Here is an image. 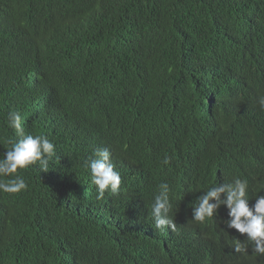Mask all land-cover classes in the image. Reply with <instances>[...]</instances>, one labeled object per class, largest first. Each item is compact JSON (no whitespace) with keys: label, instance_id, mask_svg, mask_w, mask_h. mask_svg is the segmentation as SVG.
I'll list each match as a JSON object with an SVG mask.
<instances>
[{"label":"trees","instance_id":"obj_1","mask_svg":"<svg viewBox=\"0 0 264 264\" xmlns=\"http://www.w3.org/2000/svg\"><path fill=\"white\" fill-rule=\"evenodd\" d=\"M240 64L258 100L264 0H0V156L16 138L9 111L56 145L48 171H22L27 190L0 192V249H28L34 237L45 259L30 264H258L230 247L245 238L235 229L189 220L161 233L148 209L131 223L123 194L97 199L84 159L89 149L134 144L152 150L169 181L185 167L204 185L231 173L233 114H220L217 127L190 92ZM232 125L243 139L234 158L247 166L251 155L249 189L258 194L264 117Z\"/></svg>","mask_w":264,"mask_h":264},{"label":"clouds","instance_id":"obj_2","mask_svg":"<svg viewBox=\"0 0 264 264\" xmlns=\"http://www.w3.org/2000/svg\"><path fill=\"white\" fill-rule=\"evenodd\" d=\"M242 69L240 64L234 73L218 75L212 80L205 78L207 83H202L196 75L201 87L195 93L190 92L217 127L220 114H233L234 120L225 130L231 148L237 140H243L239 139L241 134L233 133V122H243L252 116L264 117V95L254 100V94H250L242 81ZM228 102H232L233 108L227 107ZM6 123L14 130L16 138L4 141L8 147L0 156V192L16 194L28 188L21 175L23 170L37 164L42 171L49 170V162L56 155V145L45 135L27 132L18 111H9ZM260 145L264 149V142ZM116 146L114 150L108 144L105 148L89 149L84 157L85 167L89 170L86 178L96 186L97 199H103L106 191L111 192L113 198L123 194L125 206L123 204L121 212H125L131 223L136 222L140 211L148 209V218L161 233L186 227L189 220L198 224L209 222L231 232L235 229L245 238L231 242L233 251L245 257L251 252L250 256L258 258V264H264V190L255 195L250 193L248 176L252 161L249 153V163L243 166L237 163L228 146L227 166L231 173L220 175L211 185H204L190 167L179 169L169 181L163 167L155 161L152 150H141L134 144ZM170 160L171 157L166 155L162 164L168 165ZM130 196L134 199L128 202ZM32 241L33 245L28 249H0L5 255L3 264H30L34 255L40 260L45 259L36 251L34 237Z\"/></svg>","mask_w":264,"mask_h":264}]
</instances>
